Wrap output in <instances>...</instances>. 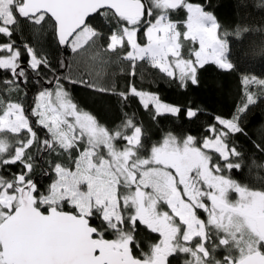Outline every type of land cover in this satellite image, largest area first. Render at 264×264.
<instances>
[{
  "label": "snow or ice",
  "instance_id": "1",
  "mask_svg": "<svg viewBox=\"0 0 264 264\" xmlns=\"http://www.w3.org/2000/svg\"><path fill=\"white\" fill-rule=\"evenodd\" d=\"M211 7V0H0V264H264V190L225 174L246 167L264 173V124L251 156L232 139L248 137L264 78L242 73L232 115L215 116L202 142L168 131L151 144L143 122L125 110L130 98L154 123L163 115L193 121L200 109L99 79L106 66L124 61L134 77L145 59L181 89L199 87L208 65L236 71L230 38L264 35V26L222 31ZM253 7L264 12V0ZM180 9L185 19L173 20ZM24 28L36 39L50 32L60 55L53 60L28 40L18 44ZM185 41L198 44L187 56ZM246 56L264 58V47ZM86 57L97 74H74L73 62ZM75 87L115 97L118 122L102 123L79 108ZM30 89L36 94L29 112L22 101ZM37 167L55 177L44 191L33 178ZM143 231L159 235L147 252ZM109 232L116 238L106 239Z\"/></svg>",
  "mask_w": 264,
  "mask_h": 264
},
{
  "label": "trees",
  "instance_id": "2",
  "mask_svg": "<svg viewBox=\"0 0 264 264\" xmlns=\"http://www.w3.org/2000/svg\"><path fill=\"white\" fill-rule=\"evenodd\" d=\"M192 2L203 3L204 0H192ZM255 3L256 0H211L212 7L208 10L213 11L217 16L218 23L222 26V31H231L237 25L255 29L257 26H264V12L256 11L253 7ZM241 5L248 6L243 7ZM171 18L176 21H183L185 19V11L180 9L172 12ZM139 38L142 43H146L142 30L139 33ZM16 39L17 43L21 46L24 40L32 42L38 49H43L48 52L53 60L60 55V50L55 46L54 37L50 32L46 36L36 39L32 36L29 29L24 28L16 36ZM230 40L232 48L230 56L236 62L237 70H218L215 66L208 65L199 73V87H193L189 84L187 89H181L176 81L168 78L165 74L159 72L158 69L152 68L147 59L137 61L136 75L134 77L129 75L131 72L130 63L124 61L106 66L103 72L99 74V79L106 82L109 86L115 84L118 90H123L127 88L129 83H133L138 89L158 94L165 103L179 106L191 103L194 107L200 109L198 118L193 121L184 120L182 116L178 119L170 115H163L159 118V123H154L150 119L148 112L139 104L138 99L134 97L130 98L125 110L129 115L135 114L143 122L150 135L148 140L149 144L160 140L163 134L168 131H171L180 139L191 134L196 137L197 141L202 142L204 136L211 135L206 129L209 125L215 123V116L230 117L232 115L242 91V73L255 74L260 78H264V58H260L259 56L257 58L251 56L242 57V53L249 52L250 55L258 53L260 48L264 47V35L251 32L244 35L241 40L231 38ZM193 47L198 48V44H193L191 41L184 42L186 56L188 55V49ZM71 70L74 74H79L87 69L85 70L84 66L76 59L72 64ZM3 78L5 76L0 72V79ZM253 90H256L255 86H253ZM35 94L36 89H30L22 101L29 112L33 106ZM71 95L73 102L79 108L98 116L102 123L113 120L118 122L117 118L120 113L115 102V97L100 95L82 87L71 89ZM19 96H24V93H19ZM8 98L15 102L18 95L12 92L8 95ZM31 119L33 121L35 120L34 117H31ZM262 124H264V101H260L249 113L246 124L248 137L236 136L232 138L241 145V150L246 156H251L255 152L251 141L260 142V127ZM38 134L43 138L46 135V131L40 129ZM52 155L53 157L55 156V154ZM256 155L259 156V153H256ZM48 158L46 154L44 160L46 161ZM260 159L264 160V157H260ZM63 160L67 162V154H65ZM19 167L17 165L11 171H16ZM43 167L46 168L47 165L44 164ZM70 167L74 168L72 165ZM2 174L8 175L10 173L5 172ZM225 174L230 175L232 179L237 180L242 185L248 186L253 190H264V178L258 179V177H264V173H259L255 170L250 172L246 167L242 171L233 170L231 173L226 172ZM33 178L41 186V191H44L54 176L44 175L41 168L37 167L33 173ZM64 207L65 210H71V206L69 205H64ZM204 216L205 214H202V218ZM105 238L115 239L116 236L114 233L109 232ZM140 238L144 241L143 251L147 252L149 250V244L157 242L159 235L143 231L140 234ZM219 255H223V250L220 251ZM173 264H182V258L174 259Z\"/></svg>",
  "mask_w": 264,
  "mask_h": 264
},
{
  "label": "rangeland",
  "instance_id": "3",
  "mask_svg": "<svg viewBox=\"0 0 264 264\" xmlns=\"http://www.w3.org/2000/svg\"><path fill=\"white\" fill-rule=\"evenodd\" d=\"M77 60L79 61L80 64H82V65L84 66L85 70L87 69L88 71H89V70L92 71V72H93V75H96V74H97L98 69H95V68H92V67H91V65H90V61H89V59H88L87 57L84 58V59L77 58ZM87 70H86V71H87ZM99 74H100V73H99ZM54 178H55V177H54ZM54 178H53V179H54ZM230 198L233 199V200H235V199L237 198V196H236L235 193H232V194L230 195Z\"/></svg>",
  "mask_w": 264,
  "mask_h": 264
},
{
  "label": "water",
  "instance_id": "4",
  "mask_svg": "<svg viewBox=\"0 0 264 264\" xmlns=\"http://www.w3.org/2000/svg\"><path fill=\"white\" fill-rule=\"evenodd\" d=\"M106 239H112V238H106Z\"/></svg>",
  "mask_w": 264,
  "mask_h": 264
}]
</instances>
